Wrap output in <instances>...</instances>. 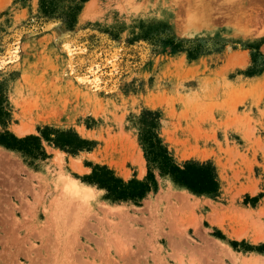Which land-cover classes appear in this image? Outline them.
Masks as SVG:
<instances>
[{
	"label": "rangeland",
	"instance_id": "1",
	"mask_svg": "<svg viewBox=\"0 0 264 264\" xmlns=\"http://www.w3.org/2000/svg\"><path fill=\"white\" fill-rule=\"evenodd\" d=\"M54 7L47 19L41 0H0L8 128L20 137L74 128L95 146L73 155L42 138L48 157L34 159L0 145V264H264V0ZM89 34L100 46L87 51ZM146 108L161 111L178 163H215L218 196L158 168L157 191L139 205L84 180L89 163L146 176L137 124Z\"/></svg>",
	"mask_w": 264,
	"mask_h": 264
},
{
	"label": "trees",
	"instance_id": "2",
	"mask_svg": "<svg viewBox=\"0 0 264 264\" xmlns=\"http://www.w3.org/2000/svg\"><path fill=\"white\" fill-rule=\"evenodd\" d=\"M42 11L48 16L54 10V0H41ZM80 5L71 6L66 20L71 27L76 21ZM100 46L95 34H89L82 39V47L87 51ZM254 58L253 60H255ZM259 72L258 68L252 67L248 75ZM9 101L4 91L0 88V145L20 151L24 156L36 158H47L48 154L42 143L44 138L50 145L58 147L73 155L81 151H91L95 142L82 137L74 128L59 129L45 125L39 128L41 135L27 134L17 136L8 128L12 120ZM162 114L159 109H144L138 116V140L143 149L148 163V171L143 179L132 177L128 180L121 176L108 165L92 164L91 173L84 176V180L105 189L106 197L114 201H132L140 204L150 192L158 189V181L154 168H158L162 175H170L174 182L188 188L195 194H208L216 197L220 192V177L215 163L211 160L200 161L197 159L186 160L178 163L168 144L160 135Z\"/></svg>",
	"mask_w": 264,
	"mask_h": 264
},
{
	"label": "bare ground",
	"instance_id": "3",
	"mask_svg": "<svg viewBox=\"0 0 264 264\" xmlns=\"http://www.w3.org/2000/svg\"><path fill=\"white\" fill-rule=\"evenodd\" d=\"M89 189H90L89 186H82V187H80V188L77 190V193L82 194V195H86V194H89ZM82 195H81V196H82ZM89 195H90V194H89Z\"/></svg>",
	"mask_w": 264,
	"mask_h": 264
}]
</instances>
